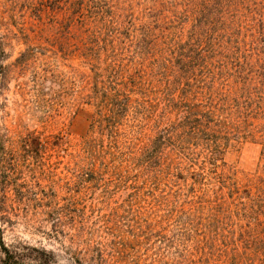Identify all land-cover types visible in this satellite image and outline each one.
Returning <instances> with one entry per match:
<instances>
[{
	"label": "rangeland",
	"instance_id": "obj_1",
	"mask_svg": "<svg viewBox=\"0 0 264 264\" xmlns=\"http://www.w3.org/2000/svg\"><path fill=\"white\" fill-rule=\"evenodd\" d=\"M246 1L241 18L264 11V0L252 9ZM219 3L0 0V138L13 154L0 166V234L23 264L43 253L49 264H101L100 254L102 263L123 264L111 255L124 249L146 256L143 264H264L222 214L235 197L227 183L239 184V201L249 207L258 204H249L247 185L264 187V58L244 56L252 31L238 33L232 12L229 38L215 18V40L201 59L187 45H203L207 10ZM235 3L227 0L228 9L236 12ZM246 62L243 82L236 73ZM109 81L134 87L115 136L89 129L93 89ZM209 101L236 123L221 153L205 159L189 120L186 150L165 144L149 153L163 130L174 141L181 132L171 126L201 116ZM33 138L48 143L25 148Z\"/></svg>",
	"mask_w": 264,
	"mask_h": 264
},
{
	"label": "trees",
	"instance_id": "obj_2",
	"mask_svg": "<svg viewBox=\"0 0 264 264\" xmlns=\"http://www.w3.org/2000/svg\"><path fill=\"white\" fill-rule=\"evenodd\" d=\"M242 1V0H241ZM241 1L236 0V3L234 7L236 8V12L231 11V9H228V6L230 4H227V0H220L219 7L217 9H210L207 10V18L204 21V25L207 29L202 33L203 35V45H201L200 41H195V43L189 42L187 45L190 49H195V51L198 53L199 58L201 59V53L208 52V49L204 50L203 48L207 47V44H213V41L215 40L213 38V28L215 26V18H220L221 26L222 28H226L225 30V39H228L230 36V28H232V22L228 26V22L226 19V15L230 12L229 16H233L232 19L235 18L233 21V27L236 28L238 33L242 29H250L252 31V42L251 44H242L244 48L248 49H242V52L244 56L248 59L251 55L252 60L254 59L255 63L261 64L263 58H264V11L261 10L258 13L256 10H252L251 12L254 13L255 17H243L239 15V12L237 11L238 6L241 4ZM249 8H256L257 5L255 3L257 0H247L246 1ZM260 7V5H259ZM262 7V6H261ZM249 21L253 22V25L249 24ZM96 35L92 34L90 36L91 41L95 42L94 47L92 46L94 53L95 49H98L99 43L94 41L92 38H94ZM183 44V43H179ZM224 48L227 46V40L222 42ZM241 46V45H240ZM177 46L174 47V49ZM209 47V46H208ZM237 50V49H236ZM183 52V51H182ZM215 51L213 49L212 54H214ZM218 54V53H217ZM182 55V53H181ZM204 56V55H203ZM178 62H186L181 61L182 57L179 55L177 57ZM249 61V60H248ZM252 65V64H251ZM253 66V65H252ZM242 67H246L241 72L239 71L236 73L237 79L245 81L246 77L244 76L245 71H249V64L246 62V64ZM224 68V67H222ZM207 69L205 70V72ZM264 76L263 73H259V77ZM134 92V87L130 86L127 87L124 83H116L115 81H109V83H101V86L98 84L95 85L93 89V102L95 106V113L92 116V119L89 123V129H98L102 133L104 130L110 131L112 136H115L118 133V128L122 124L123 120L127 117L128 113L132 109V99L131 96ZM244 99H246V102L249 101V95L243 96ZM239 99V98H238ZM206 103V102H205ZM183 104V103H182ZM186 104V103H185ZM196 105H201L199 101H195ZM195 105V106H196ZM192 106L189 107H193ZM204 106V105H203ZM213 102L209 101L208 105H205L204 109L201 111V116H193L192 119H188L186 117L179 119L176 126H171V128H178V131L181 132L178 137L173 141L172 140V133H169L168 129L163 130L159 136L155 139V141L150 145L149 153L152 156L160 154L158 149L160 146L168 144L172 146L173 148L177 149H187V143L186 138L188 134H186V131L183 132V124L189 120L192 124L190 127L191 136L196 135L197 138L201 136V153H204L207 155L205 159H208L210 156H212L214 153H221V140H224L225 137H227L233 129H235L236 123L231 121L228 117V115H216L214 111H212ZM184 107V106H183ZM186 114H191V112H186ZM235 113H232L229 115L232 119ZM203 119V121H202ZM236 121V120H235ZM237 122V121H236ZM203 124V126H202ZM183 136V137H181ZM262 139H264V126L262 127L261 134ZM261 139V140H262ZM114 142V139H112ZM172 142V143H171ZM4 139L0 138V166L4 165V162H9L8 164L13 162V154L11 152H7L4 149ZM29 144H34L36 147H38L40 150L44 149L48 142H42L39 139L33 138V139H27L23 141V145H25V148ZM92 141L90 139L85 140L83 148L87 152H91L92 150ZM161 149V148H160ZM263 155H264V148L262 149ZM217 170V168H216ZM5 171V170H4ZM202 170L201 172H203ZM5 174V173H4ZM216 178H222L224 177L221 174H218L217 171H215ZM226 184V183H225ZM229 190L235 191V197L231 199V202L228 204L229 207H225L223 209L222 214L225 216L224 218L231 219L233 217V222L230 224V227L232 228V231L235 229L238 231L239 235L241 236L244 241H248V245L252 244L255 245V248L258 250V256L262 259L261 263H264V187H251L250 184L247 185L245 189L249 190V196L248 202L249 204L257 203L258 205L249 207L248 204H243L241 201H239L240 196H238V192L240 190V186L236 181H233L231 183H227L224 188ZM262 198V199H261ZM216 205V204H215ZM236 205H241L243 207L240 208V212H236V210H232L233 206L236 207ZM256 207V209H254ZM239 209V208H238ZM223 218V219H224ZM218 220V219H217ZM219 222V220H218ZM100 254V253H99ZM99 262L102 263L104 256L99 255ZM25 256L23 254H20L17 251L11 250L7 248V246L3 243L2 237L0 234V264H23V258ZM29 258V257H27ZM31 258V257H30ZM111 258H114L116 260H119L120 263L123 261V264H143V262L147 261L146 256H141V253L136 251H127L126 249L122 251H116V254L111 255ZM37 264H49L51 259L43 253V255H40L39 257L33 258ZM256 263V262H255ZM254 263V264H255ZM29 264V263H28Z\"/></svg>",
	"mask_w": 264,
	"mask_h": 264
}]
</instances>
